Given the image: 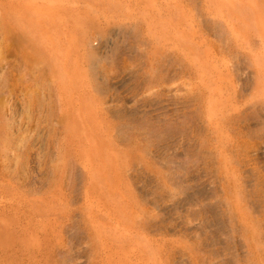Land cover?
Listing matches in <instances>:
<instances>
[{
    "label": "rangeland",
    "instance_id": "1",
    "mask_svg": "<svg viewBox=\"0 0 264 264\" xmlns=\"http://www.w3.org/2000/svg\"><path fill=\"white\" fill-rule=\"evenodd\" d=\"M164 1L139 0L143 20L137 0H0V264H116L93 214L92 126L120 158L134 244L163 251L162 264H264V96L247 82L261 40L245 54L209 1ZM257 5L244 11L264 21ZM194 22L232 67L220 101L185 51Z\"/></svg>",
    "mask_w": 264,
    "mask_h": 264
},
{
    "label": "bare ground",
    "instance_id": "2",
    "mask_svg": "<svg viewBox=\"0 0 264 264\" xmlns=\"http://www.w3.org/2000/svg\"><path fill=\"white\" fill-rule=\"evenodd\" d=\"M151 1L152 0H143L142 3H143V5L144 4L149 5L151 3ZM204 1H209L211 3L210 8L207 11L208 17L213 18V19H222V20L226 18L225 22H227L230 25L229 27H231L230 29L232 30L233 36H235L236 44H237V45L236 44L235 45H236L237 50L242 51L243 53L249 55L250 53H253V51L256 49L257 42H258L257 39H260L261 42H259V45L261 44L262 53L264 54V21H262L259 18L260 14H257L259 11L257 13L254 10L251 13L244 11L245 9L254 6V4L257 5L258 0H203V2ZM137 2H138L137 3L138 5L136 8H137L138 14H140L142 16L143 20H145L147 18L146 8H143L141 6V4H139V3H141V2H139V0H137ZM164 2H165V6L168 7V10H170L173 7L178 8L179 6H181V4L184 2V0H165ZM184 7H188V6L185 4V6H182V9ZM113 8L117 9L121 13L123 12V9L118 4L113 5ZM205 8H206V4H205ZM261 8L264 9V6ZM128 9H130V8H127L124 10L127 11ZM178 9H180V7ZM186 9H188V8H186ZM258 9H260V8H258ZM188 13H187V15H188ZM192 13L194 14V12H192ZM166 14H168V12ZM190 14L191 13H189V15ZM165 16H167V15H165ZM188 16H187V18L190 17V16L189 17ZM193 17H195V14ZM260 17H262V16H260ZM185 19H186L185 13L182 11L180 14V18L178 20H176V19L172 20V25L176 29V32L181 33V36L178 37V40H180V38H186V36H188L190 34V30L187 31L188 27L186 29L181 28L183 26V24H185V23H183ZM195 20H190V21H188V23L191 24L192 21H195ZM202 23L208 29H210L212 32H214L213 29H211V27H210L211 26L210 25L211 24L210 19L206 18L202 21ZM165 24H166V22H165ZM195 24H197V23H195ZM199 24H201V23H199ZM191 27H193V30H191V31H193V33L191 32L192 35H190V36H191L192 42L196 45L197 48L194 49L195 47L194 48L186 47L185 51H187L188 54L195 55L197 57V62L199 63V65L204 66V69H205V67L207 68L204 71V69L202 67V69L204 71L203 76H204L205 80H209L218 86V89L211 91V96L220 101L224 97L223 95L225 94V92L226 93L229 92L228 91L229 89L227 87L228 79L226 76H229L228 75L230 73L229 70L232 67H230L231 65H230L228 60H227V63H229L230 66L227 63H223V62L221 63L220 62L222 57H220L221 54H219V53H221V51H219V49L217 50L213 46L214 43L211 42V39L209 40L202 33L203 31L201 30L202 29L201 27L204 28L203 25L201 26V25L197 24L194 26L191 25ZM70 41H69V43H70ZM72 43H74V42L72 41ZM212 43H213V45H212ZM198 48L201 50L205 49L206 52L201 51V52H205V54L204 53L201 54L199 52ZM222 59H224V62H225V58H222ZM226 59H228V58H226ZM209 64H213V65H209ZM75 76H77V74H75ZM75 76H74V78H76ZM247 82H250L253 86L256 85L257 86V92L260 95L264 96V66H261V69H259L258 71H252L251 74L249 75V77L247 78ZM229 101H231V100L229 99ZM216 102H218V101H216ZM224 103H227L226 100ZM86 106H88V104ZM216 107L217 106L214 104L212 109L214 111H216ZM92 109L94 110L93 107H92ZM97 115H98V113H97ZM85 116H86V114H85ZM82 117H83V115H82ZM91 117L87 118V120L90 124L92 122ZM96 122H98V120H96ZM88 130H89V133H87V137H89L91 139L92 147H95V150H88L87 155L90 158V161H92L91 165L92 166H98L97 167L98 171H100V176H98V178L96 177L97 182L100 185V187H99L100 188L99 189L100 194L98 195L97 199L93 200V202L95 203V212L93 214H94V219L100 224V230H101V237L100 238H102V240L104 242L103 254L107 257L109 262H114L116 264H132L134 262H136L137 264H162L161 262L163 259V251H161V250L154 251L153 249H151V246L150 247L145 246L138 239L136 240V242L134 244V241L131 239V237L134 238V237L138 236L137 235V228H136L135 220H134V216L138 212H137V210H136V208H135V206L131 200L129 193L127 192V190L124 187V180H123L124 176L120 170V168H121L120 158L111 157V156H109L110 158L108 157L109 153L107 154V152L109 151L110 147H108V144L104 142V139H102L103 137L100 138L96 134L99 130L97 128V126H92ZM214 141H215V139H214ZM83 149H84V147H83ZM84 154H86V153H84ZM252 154H253V152H252ZM223 167H224V165H223ZM145 169H146V167H145ZM154 174H155V172H154ZM227 175H225V176H227ZM228 178H230V177L228 176ZM126 185H127V183H126ZM7 189H8V187H7ZM8 190H10V189H8ZM230 200L231 199H229L228 201H230ZM210 210L213 211L212 208H210ZM218 212L219 211H217V213ZM141 213H142V211H141ZM213 213H214V211H213ZM217 213H214V214H217ZM217 216L219 217V218L217 217V219H216L217 223L220 226V228H223L225 226V224H224L222 215L217 214ZM4 228L1 230H4ZM7 228H9V227H7ZM7 231L9 232L10 230H7ZM2 233H3V231H2ZM8 237H9L8 235H7V237L5 236V239ZM248 240H250V239H248ZM254 254H255V252H254ZM262 262H264V260Z\"/></svg>",
    "mask_w": 264,
    "mask_h": 264
}]
</instances>
